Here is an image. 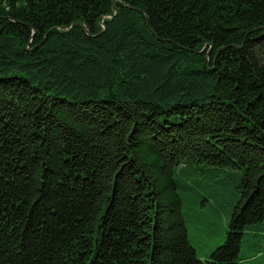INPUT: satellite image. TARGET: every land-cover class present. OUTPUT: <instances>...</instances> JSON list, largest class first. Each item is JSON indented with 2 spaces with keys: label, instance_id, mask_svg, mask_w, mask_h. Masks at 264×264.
Here are the masks:
<instances>
[{
  "label": "trees",
  "instance_id": "16d2710c",
  "mask_svg": "<svg viewBox=\"0 0 264 264\" xmlns=\"http://www.w3.org/2000/svg\"><path fill=\"white\" fill-rule=\"evenodd\" d=\"M263 224L264 0H0V264H242Z\"/></svg>",
  "mask_w": 264,
  "mask_h": 264
},
{
  "label": "rangeland",
  "instance_id": "374dc122",
  "mask_svg": "<svg viewBox=\"0 0 264 264\" xmlns=\"http://www.w3.org/2000/svg\"><path fill=\"white\" fill-rule=\"evenodd\" d=\"M216 209L220 210L219 214L217 211L215 212ZM199 216H203V218L196 219L195 212L192 211L190 212L189 217H186V220L190 221L188 224L190 241L194 246L198 257L204 259L212 250L224 243L228 228V211L221 209L216 204L209 205L208 203H205L199 211ZM201 219L205 220L204 225L197 222ZM259 246H263V244L260 245L253 235H245L243 237L239 257L241 259H246V261H242V264H264L263 252H261L262 257L259 256L261 258L256 257L252 260L250 259L257 250H264V247Z\"/></svg>",
  "mask_w": 264,
  "mask_h": 264
},
{
  "label": "water",
  "instance_id": "95a60500",
  "mask_svg": "<svg viewBox=\"0 0 264 264\" xmlns=\"http://www.w3.org/2000/svg\"><path fill=\"white\" fill-rule=\"evenodd\" d=\"M113 6H114V9H115V13H116V6H115V1H113ZM115 13H114V15H115ZM114 15H113V16H114ZM113 16H110V18H112ZM73 25H74V24H72V26H73ZM102 28H103V31H104V29H105V26H104V25H102ZM86 33H87V34H89L87 30H86Z\"/></svg>",
  "mask_w": 264,
  "mask_h": 264
}]
</instances>
